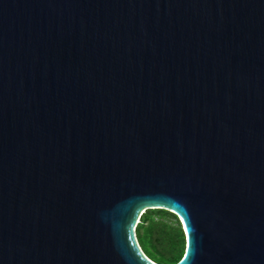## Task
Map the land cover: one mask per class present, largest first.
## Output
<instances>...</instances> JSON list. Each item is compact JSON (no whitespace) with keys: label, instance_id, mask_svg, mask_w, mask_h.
I'll use <instances>...</instances> for the list:
<instances>
[{"label":"water","instance_id":"water-1","mask_svg":"<svg viewBox=\"0 0 264 264\" xmlns=\"http://www.w3.org/2000/svg\"><path fill=\"white\" fill-rule=\"evenodd\" d=\"M264 264V0H0V264Z\"/></svg>","mask_w":264,"mask_h":264},{"label":"trees","instance_id":"trees-1","mask_svg":"<svg viewBox=\"0 0 264 264\" xmlns=\"http://www.w3.org/2000/svg\"><path fill=\"white\" fill-rule=\"evenodd\" d=\"M135 235L143 252L155 262L173 263L183 254L185 239L181 223L167 209H145L135 225Z\"/></svg>","mask_w":264,"mask_h":264}]
</instances>
